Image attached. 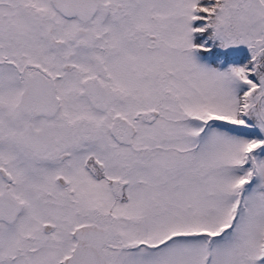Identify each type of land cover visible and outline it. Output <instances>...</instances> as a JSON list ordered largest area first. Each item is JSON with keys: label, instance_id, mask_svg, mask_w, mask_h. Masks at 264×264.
<instances>
[{"label": "snow or ice", "instance_id": "obj_1", "mask_svg": "<svg viewBox=\"0 0 264 264\" xmlns=\"http://www.w3.org/2000/svg\"><path fill=\"white\" fill-rule=\"evenodd\" d=\"M0 264H264V0H0Z\"/></svg>", "mask_w": 264, "mask_h": 264}]
</instances>
